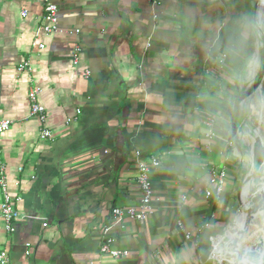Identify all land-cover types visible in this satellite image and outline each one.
Listing matches in <instances>:
<instances>
[{"label":"crops","instance_id":"obj_1","mask_svg":"<svg viewBox=\"0 0 264 264\" xmlns=\"http://www.w3.org/2000/svg\"><path fill=\"white\" fill-rule=\"evenodd\" d=\"M53 2L60 32L46 36L42 0H0V121L11 122L0 177L20 199L13 233L0 215L7 264H207L210 237L217 251L220 236L231 238L250 173L252 108L238 93L253 36L256 54L254 0ZM35 87L53 141L40 139L43 125L30 116ZM235 126L242 137L229 140ZM136 152L161 162L150 173L155 213L113 227V248L129 255L112 260L100 253L103 229L113 208L140 200ZM222 169V194L207 197Z\"/></svg>","mask_w":264,"mask_h":264},{"label":"built area","instance_id":"obj_2","mask_svg":"<svg viewBox=\"0 0 264 264\" xmlns=\"http://www.w3.org/2000/svg\"><path fill=\"white\" fill-rule=\"evenodd\" d=\"M43 3V16L41 18L42 26L41 31L46 35H54L59 33L58 29V6L53 2V0H42ZM157 0H152V5H156ZM26 12L22 13V16H26ZM41 49L44 48L43 45L40 46ZM79 48L74 49L71 55V61L74 66L78 64L79 60ZM30 70L26 64L20 66L19 71ZM85 76L88 78L90 76V72L86 71ZM252 86V85H251ZM40 93L39 88H33L29 92V102H30V116L36 119L40 124L43 125V129L40 131V139L44 141H53L54 134L52 131L47 129L45 126L46 122V111L45 108L39 103L38 95ZM79 115L80 112L77 111ZM75 120V119H74ZM71 120H68L67 124H69ZM215 123L214 118H208L206 125L211 128ZM11 126V122L9 120H1L0 121V138L1 136L9 130ZM239 138L242 137L241 132H237ZM208 139H212L214 137L213 133L209 131L206 134ZM227 145L232 148V142H227ZM140 152H136L137 157V176L136 183L140 190V200L136 206L127 207V208H113L111 211L112 217V225L107 226L103 229V238L104 243L100 247V253L108 257L112 260H120L127 258L129 253L127 251H120L113 248V240L109 236V232L113 229V227L120 226L125 218H128L132 221L136 222H145L151 217H153L155 213L154 208V192L152 189V183L150 180V173L152 170H156L160 167L161 162L155 157H151L149 161L139 160ZM0 177V188L2 191V202L0 203V215L4 222V228L7 232L13 233L15 231V222L19 219V213L15 207V202H18L20 199L17 197H13L9 191L8 184L6 181V177L4 174ZM226 179L225 170L222 169L219 172H214L213 177L211 179L212 189L206 192V196L209 197L213 193L216 196H220L223 192L224 184ZM190 238V234H186V239ZM218 237H210V243L212 251L214 248V242ZM213 253L210 254V260L213 259ZM8 263V255L4 250H0V264Z\"/></svg>","mask_w":264,"mask_h":264},{"label":"water","instance_id":"obj_3","mask_svg":"<svg viewBox=\"0 0 264 264\" xmlns=\"http://www.w3.org/2000/svg\"><path fill=\"white\" fill-rule=\"evenodd\" d=\"M258 48L256 47L255 51ZM264 77V67L261 68L255 82L250 91L243 94L239 100L244 101L249 99L253 93L260 87V83ZM238 127H234L229 135V140H232L238 131ZM264 165V144L259 136V130L253 131L252 152H251V167L250 173L246 178L247 183L252 185L251 198L248 208L246 209V221L242 228L239 229V236L235 240H230L226 232L222 238L224 243V258L219 264H264V228L257 229L256 233L260 238L257 242H249L248 237L255 228V220L259 214L264 213V172H261ZM241 189L240 194L243 191ZM237 216L234 219L236 221ZM214 254V250L212 251Z\"/></svg>","mask_w":264,"mask_h":264},{"label":"rangeland","instance_id":"obj_4","mask_svg":"<svg viewBox=\"0 0 264 264\" xmlns=\"http://www.w3.org/2000/svg\"><path fill=\"white\" fill-rule=\"evenodd\" d=\"M263 0H254V7H255V12L254 16L256 19V22L258 23V27L256 28L257 30V44L256 47L259 49V55H258V69L257 73L254 76H251L250 73H247V77L243 80L242 83V88L244 92H248L251 90L253 83L255 82L258 73L261 70V62L262 58L264 59V17H263V24L261 26L260 24V19L258 18V13H264V7H261V3ZM255 55V54H254ZM254 55L251 57L250 63L252 62ZM249 68H247L248 71ZM244 74V73H243ZM242 94L238 93V98H240ZM246 102L249 106L252 108V118L250 120V127L249 129L251 131H247V134L250 135L251 137L253 136V130L258 129L259 130V136L264 144V77L260 83V87L253 93V95L249 98L246 99ZM247 119V113L244 112L241 114L238 124L241 125L242 121H245ZM249 144V143H248ZM251 149L252 146L249 144V149L247 148V151L244 153V158L246 160V163L250 164L251 163ZM261 172H264V165L262 166ZM245 184V182H244ZM243 184V185H244ZM250 188L252 187L251 184ZM243 187V186H242ZM250 190V189H249ZM249 197V194H248ZM248 202H245V204ZM255 228H253L252 232L250 233V236L248 237V241L253 243L257 242L258 239L260 238L259 234L256 233V230L261 228H264V213L259 214V216L255 220ZM234 225V219L231 221L229 226ZM228 229V228H227ZM264 230V229H263ZM228 233V232H227ZM226 233V235H227ZM223 236V235H222ZM212 252V248L209 251V254ZM217 250H214L213 254V259H211L207 264H219L217 261L218 257L216 256ZM224 254V253H223Z\"/></svg>","mask_w":264,"mask_h":264},{"label":"bare ground","instance_id":"obj_5","mask_svg":"<svg viewBox=\"0 0 264 264\" xmlns=\"http://www.w3.org/2000/svg\"><path fill=\"white\" fill-rule=\"evenodd\" d=\"M264 1V0H263ZM259 49L256 50V54L254 55V58L251 62V65L249 66V72L250 75H255L257 72V69H258V55H259ZM253 139V137H252ZM247 141V140H246ZM249 183L245 182L244 184V188L248 185ZM244 188H243V191L242 193L240 194V199H241V205H242V211L240 212L239 216L237 217L235 223L233 226H229V229L232 230L230 231L231 232V238L230 240H235L238 238L239 236V229L243 227L245 221H246V209L248 208V205H249V201H250V198H251V195H250V192H251V188H250V191H249V197H248V202L246 204H244L243 206V203H242V194L244 192ZM232 228V229H231ZM229 233V232H228ZM227 233V237L229 238V234ZM218 239V238H217ZM220 247H219V250L217 251L216 253V256L218 257L217 261L220 262L223 260L224 258V254H223V250H224V243L223 241L221 240L220 242Z\"/></svg>","mask_w":264,"mask_h":264},{"label":"trees","instance_id":"obj_6","mask_svg":"<svg viewBox=\"0 0 264 264\" xmlns=\"http://www.w3.org/2000/svg\"><path fill=\"white\" fill-rule=\"evenodd\" d=\"M254 26L256 27V23L254 22ZM255 42V36H253L250 40V49H249V54H248V60L251 58L252 54L254 53V48H253V44ZM246 67V66H245ZM264 67V59L262 58V62H261V68ZM244 71V70H243Z\"/></svg>","mask_w":264,"mask_h":264}]
</instances>
